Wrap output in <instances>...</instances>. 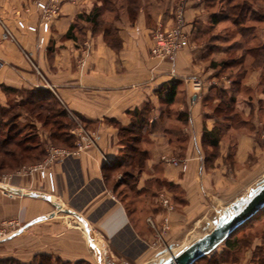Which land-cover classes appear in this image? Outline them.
Wrapping results in <instances>:
<instances>
[{
	"label": "crops",
	"instance_id": "obj_1",
	"mask_svg": "<svg viewBox=\"0 0 264 264\" xmlns=\"http://www.w3.org/2000/svg\"><path fill=\"white\" fill-rule=\"evenodd\" d=\"M93 4L94 0L63 4L39 45V12L32 0H0V20L14 38L3 39L0 24V108L7 107L11 92L5 88L25 93L44 90L98 132L94 149L47 165V177L40 178L36 171L13 175L4 187L14 192L0 189V224L13 220L25 226L0 242L2 258L13 257L22 264L39 256L68 263L159 264L160 258L175 254L211 229L228 204L245 196L264 177V123L258 120L264 116L263 106L254 105L264 100V93L252 90V99L247 86L249 96L239 98L237 104L244 114L242 122L227 128L236 137L233 159L222 150L212 167L203 165V128L220 126V120L205 110V100L214 98L211 93L216 87L208 81L213 74L209 65L204 66L205 56L209 50L214 53L217 44L191 42L174 62L151 58L150 28L169 25L172 6L171 0H151L143 3L133 19L120 16L113 23L120 40L114 48L103 40V32L94 35L90 22L77 18L88 14ZM202 10V5L189 0L184 18L192 38H200L205 31ZM18 20L23 28L17 26ZM72 23L73 37H66ZM259 32L262 44L264 26ZM252 74L248 84L253 87L258 72ZM192 78H198V83L193 84ZM170 86L176 95L167 105L162 97ZM134 111L147 117L138 143L147 155L139 169L122 157L120 138V128L134 122ZM179 113L189 116L188 135L177 120ZM177 131L182 139L188 137L183 155L186 170L160 160L162 154L174 153ZM113 163L133 171L135 179L122 180L120 169L109 170ZM117 172L121 176H115ZM124 186L134 194V204L129 206L116 194ZM162 196L173 204L172 211L165 210ZM165 214L164 246L154 245ZM222 243L207 255L215 254L218 264H257L252 254L261 245L260 237L253 238L242 254L234 249L220 256Z\"/></svg>",
	"mask_w": 264,
	"mask_h": 264
},
{
	"label": "rangeland",
	"instance_id": "obj_2",
	"mask_svg": "<svg viewBox=\"0 0 264 264\" xmlns=\"http://www.w3.org/2000/svg\"><path fill=\"white\" fill-rule=\"evenodd\" d=\"M97 1L99 4H97ZM150 1L151 0H106V1L94 0L92 9L89 11L88 14H80L82 17L80 19H83V16H87L91 14V12L94 11L93 9L94 7H98L99 11H98V15L95 18L96 20L94 22L90 21L92 33L94 35L95 34L98 35L99 33L103 32L102 30L104 26L112 27L113 23L117 21V19H119L120 16H125L129 19H133L137 10L143 6V3H149ZM191 1L193 2V4L202 5L203 7L201 13L204 12L205 14L204 20L206 21L203 22L204 25L202 26L203 29L205 30L203 31V36H201L200 38H192L191 36H188L182 47H180L178 50L174 52L172 59L162 57L164 56L163 55L164 53H162L159 57H157L151 53L154 29L160 23L155 24L152 28H150V32H149L150 41H151V45L149 47L150 57L158 61L174 62L177 55L184 48L191 45V42L198 44L204 42L205 44H207V46H211L210 45L211 43L217 44L214 45V47L212 48V51H214V53L208 49L209 51L205 56L204 66L206 68L207 67L206 65H209L210 72L211 74H213L208 81H210L212 85L216 86L211 93L214 96V98L210 97L205 100L206 101L205 110L209 112L207 114L216 115L214 113V108L218 104L219 95L217 94H219L218 92H220L221 90H224L225 97L234 96L235 102H234L233 112L236 113L237 115L235 119H231L229 116H227V118L224 117L223 112L221 114H217L216 116L220 118L219 124L222 127L228 124L231 125L240 124L242 122V118L244 117V114L242 110H240V108L237 106V104L239 98L244 99L245 97L249 96L248 92H245L247 87L251 88L252 99L255 98V94H253L252 90L256 92L258 91V93L259 91H262L264 93V54L262 55L252 50L253 46H258L261 43L260 41L261 39L259 37L260 36L259 31L264 26V0H244L246 1L245 3L247 9L245 10L247 18L244 24L246 26L250 25L255 27L254 33L253 35H251L252 36L251 39L250 36L242 37L237 33L239 27L232 25V22L230 21V19L232 18V14L231 12H228V6L230 4L231 5L238 3L241 4L243 0H191ZM171 5H172L170 8L171 22L167 26H163L161 24V26H163L164 28L169 27L172 24L173 16H174L173 14L175 10L178 8V6L182 7L183 15H184L186 8L189 5V0H171ZM130 7L135 8L136 10L135 13L134 10L131 9ZM212 13H215L217 17H220V21L216 24L214 23L212 24L210 21V16ZM227 17L228 19H224ZM38 20H39V15H38ZM248 30H251V28H249ZM47 33H41L40 35H38V38L39 36H43L45 39V35ZM79 38H83V37L79 36ZM103 40L106 43L108 41L107 38L104 37V34H103ZM218 51H220V53ZM222 63L223 64L228 63L229 65L227 67L225 66L222 67L220 65ZM0 65H1V60H0ZM254 72H258V80L257 83L252 87L250 84H248V80L253 75L252 73ZM253 77L254 75L251 78L253 79ZM191 81L193 82V84H197L198 78H192ZM25 97H26V93L20 91L9 92L7 94L8 108L7 107L6 108L8 112L0 116V140L3 139L7 134L9 135L11 134L10 136H13L12 135L13 130L16 128H21V133L18 136H16L15 139L23 140V144H32V145H36L37 147L34 150H32V152L28 151L25 155L24 160L20 162L11 161V159L14 158L13 151L14 150L18 151L19 149L14 145H9L7 147L6 150H8L7 152L9 153L7 154L9 155L3 156V154H0V159H5V162H3V166H0V189L2 190V192L7 191L4 189L6 188L4 186H9L8 185L9 182H12L13 180L12 177H14L12 176L11 179L7 182V180L5 179L6 175L17 174L18 172L24 173L28 168L44 163L45 160L48 158L51 149L65 148L71 150L74 148V142L76 140L75 135H73L72 137V146H66L62 144V142L58 141L57 139L55 140L50 136L52 130H56V132H63V130L65 129L58 127V124L54 125L53 124L54 120L63 119L70 124L69 127L66 128L65 132L76 129L78 131L91 133L94 136H96V139L98 137V132L95 129L89 128L75 112L68 109V107L64 102L56 101L55 104V102L49 101L48 103L50 104V107H52L51 110L52 109L54 111L64 110L66 112L64 118L56 117L55 119V117H51L50 115H47L46 117L47 112H43V111H41L43 112L41 113L43 116L36 118L37 111L34 110L33 112H31V110L28 108L29 105L26 104L20 106L22 105L20 103L23 104L25 103L24 102ZM255 103L256 106L258 104L260 106H263L262 112L264 115V100L262 101L258 100L254 102V105ZM68 112L70 114H68ZM44 120H47L46 124H44L45 122ZM258 120L263 124L264 116H261L260 118H258ZM180 121L181 123H183L181 127H183L185 134L186 135L190 134L189 116L187 115L184 120H180ZM12 126H14V129H12V131H9L8 128H11ZM177 126L179 127H176V129H179L180 125ZM214 127L217 128V126ZM204 129L205 128H203V130ZM220 131L221 133L219 137V142L216 148L211 147L208 141L204 140L203 135L201 137L200 143H201V150L203 153V163H204L203 165L204 167H206V169L212 167L213 160L221 155L222 150L226 152V158L233 159L234 157L235 142H236L235 135L229 134L228 129L227 130L224 129ZM176 136H177V143L176 146H173L174 153L173 154L164 153L160 156V160L164 163H167L165 162V160L161 159L162 156H166L168 158H171L172 161H175L176 165H178L182 170H186L187 164L183 158V155L185 153L188 137L184 136L183 139H181V137L178 134V131L176 132ZM40 137H44L46 141L45 142L42 141ZM262 138L264 140V132L262 134ZM95 147H91L86 151L94 149ZM81 153L83 152H80L79 154ZM116 175L121 176V173L118 174L117 172L115 173V176ZM116 194L117 196L120 197V199L125 200L126 205L129 206V204H134L133 202L134 194L129 191L128 187L125 186L121 187L120 189H118ZM165 218H167L168 220L167 214H165L162 217L161 226L158 227L159 233L161 232L162 234H164V232L168 230V221H167V229L166 228L164 229ZM75 221L77 222V220ZM209 230H207L206 232H208ZM236 234L239 237L247 238V240L250 241L248 244H245L242 247L237 248V251L240 254H242V252L249 247L253 238L260 237L261 246L256 247L253 250L252 256L255 258L257 256L264 257V218L261 221L254 223L253 226H249L239 230L238 233ZM34 262L35 260L32 258L31 261L27 264H35ZM51 263L56 264L53 259L52 261L49 260V264ZM0 264H22V262L18 261L13 257L10 258L0 257ZM200 264H207V262L203 261Z\"/></svg>",
	"mask_w": 264,
	"mask_h": 264
},
{
	"label": "trees",
	"instance_id": "obj_3",
	"mask_svg": "<svg viewBox=\"0 0 264 264\" xmlns=\"http://www.w3.org/2000/svg\"><path fill=\"white\" fill-rule=\"evenodd\" d=\"M106 1V0H105ZM246 1H242L241 4H233V5H229L228 6V12H231L232 14V18L230 19V21L232 22V25L239 27L238 28V34L242 37H246V36H251L254 33V26H246L244 24L247 15L245 10L246 9ZM131 9L134 10L135 13V8L130 7ZM129 8V10H130ZM94 11L91 12V14L87 15V16H83V18L86 21H91L94 22L96 19V16L98 15V11L99 8L98 7H94L93 8ZM78 19L82 18L81 15H78L77 17ZM223 19V18H222ZM224 19H228L224 18ZM257 20V19H256ZM210 21L213 24H216L220 21V17H217V15L215 13H212L210 16ZM75 26V23L71 24L68 32L66 33V37H73V28ZM249 28H251V30H248ZM103 34L104 37L107 38V43L109 45H111L114 48H118L119 44H120V40L118 38V36L116 35V31H114V29L110 26H104L103 28ZM255 52L259 53V54H264V43L253 47V49ZM251 52V50H250ZM216 65V64H215ZM222 67L225 66L227 67L229 64L228 63H222L220 64ZM217 66V65H216ZM6 92H14L16 90H12V89H8L5 88ZM219 97H218V104L215 106L214 108V113L217 114H221L223 112V116L227 118V116H229L231 119H235L236 118V113L233 112L234 110V102H235V98L234 96H229V97H225V92L224 90H221L220 92H218ZM175 95H176V91H175V87L174 86H170L167 88V90L165 91V93L163 94V101L165 104L169 105L171 103L174 102L175 100ZM49 101H53L56 104V99L52 96V94L50 92L44 91V90H32L30 92L26 93V97L24 99V104L20 103L23 105H29L28 108L31 110V112H33L34 110L37 111L36 114V118H39L41 116H43L41 113L43 112H47V115H50L51 117H62L64 118V116L66 115V112L64 110H60V111H54L53 109L51 110L52 107H50ZM52 106V104H51ZM43 111V112H41ZM53 111V112H51ZM8 110L7 108H0V116H2L3 114L7 113ZM134 114L136 116L134 122L132 121V123L125 128H120V135H121V142L123 145V158L125 160V158H129L131 160V163H133V166L136 167L137 169H139L145 159H146V152L143 151L142 149H140V147L138 146V143L142 140L143 138V134H142V128L144 127V124L147 122V117L144 113L139 112V111H134ZM215 115V116H216ZM186 114L184 113H179L177 114V120H184L186 118ZM219 120L220 118L218 116H216ZM43 118V117H42ZM45 119V117H44ZM44 124H46L47 120H44ZM235 121V120H234ZM237 122V121H236ZM53 124L56 125L58 124V127L60 128H65L63 130V132H56V130H52L50 133V136L53 139H57L58 141L62 142V144L66 145V146H72V137L68 132H65L66 128L69 127V123L66 122V120H54ZM231 124L228 125H224L222 126H218L217 128L214 127L211 130H203V138L204 140L208 141L209 145L211 147L216 148L219 142V137H220V130H224L226 129L228 126H230ZM233 125V124H232ZM9 131H12V129H14V126H12L11 128H8ZM21 133V128H16L13 130V136H10L9 134L5 135V137L3 139L0 140V154H3V156L7 155L8 150L7 147L9 145H14L15 147H18V151L14 150L13 151V159H11V161L13 162H20L23 161L25 158V155L28 151L32 152V150H34L37 146L36 145H32V144H23V140H16L15 137L18 136ZM180 139V138H179ZM182 139V138H181ZM37 156V155H36ZM0 166H3V162H5V159H0ZM4 160V161H3ZM7 161V160H6ZM118 169H120V171L122 172V180L126 179L127 180H132L135 179V175L133 171H128L125 170L124 168H119L117 163H113L112 166L109 167V170L112 171H119ZM111 175V174H110ZM109 177V175H108ZM264 218V208L261 209L256 215H254L252 218H250L249 220H247L240 228H238L234 233H232L228 238H226L222 245H223V251L220 253V256L224 254V252H227L229 250H234L237 248L242 247L245 244H248L250 241L247 240V238H241L239 237L236 233H238L239 230L244 229L246 227L249 226H253V224L255 222H259ZM234 234V235H233ZM252 239V238H251ZM261 246V245H260ZM259 246V247H260ZM219 256V258H220ZM253 260L257 263V264H264V257H260L257 256L256 258L253 257ZM52 259L54 260V262L56 264H88L85 262H78V263H68V262H64L58 258H51L49 256H39L38 258L34 259L35 260V264H49V260L52 261ZM203 261H206L207 264H218V259L216 257L215 254H212L210 257H208L207 255L204 256L202 259L196 261L194 264H200ZM53 264V263H51Z\"/></svg>",
	"mask_w": 264,
	"mask_h": 264
},
{
	"label": "built area",
	"instance_id": "obj_4",
	"mask_svg": "<svg viewBox=\"0 0 264 264\" xmlns=\"http://www.w3.org/2000/svg\"><path fill=\"white\" fill-rule=\"evenodd\" d=\"M77 0H32L33 5L39 12V28L42 33H47L50 28L51 22L56 19L60 13L63 4L72 3L75 4ZM181 4V3H180ZM173 22L169 27L164 28L161 26V23L154 29V34L152 38V46L151 53L157 57H159L162 53H164L162 57H166L168 59H172V56L176 50H178L187 37L189 36V31L186 30V22L184 20L183 10L181 6L175 10L173 14ZM0 24L3 27L2 37L4 39L14 40L10 31L2 24L0 20ZM17 26L20 28L24 27L22 21H17ZM44 42V37L39 36L38 44H42ZM29 58V57H28ZM214 84V83H213ZM68 114H70L68 112ZM71 134L75 135L74 148L71 150L65 148H56L51 149L49 152L48 158L44 163L39 164L37 166L28 168L24 173L18 172L13 175H25L26 173H30L32 171H36L40 178L47 177V169L46 166L54 163L66 155H78L80 152H84L91 147H95L96 145V136L91 133H87L84 131L71 130ZM166 156H162V160L165 162L176 165L175 161H172L171 158ZM104 161L109 164V161L104 158ZM13 175H6L5 179L7 182L11 179ZM161 203L164 206L167 212L173 210V205L169 202L167 198L161 197ZM148 223L153 227V223L150 218L147 219ZM167 218L164 219V229H167ZM25 228L24 225H20L13 220L4 221L0 224V242L6 239L10 234H15L22 231ZM156 241L154 245H160L164 243L162 238V233L156 230ZM164 246V245H163Z\"/></svg>",
	"mask_w": 264,
	"mask_h": 264
},
{
	"label": "water",
	"instance_id": "obj_5",
	"mask_svg": "<svg viewBox=\"0 0 264 264\" xmlns=\"http://www.w3.org/2000/svg\"><path fill=\"white\" fill-rule=\"evenodd\" d=\"M8 192L13 189L5 188ZM264 208V177L245 196L228 204L213 220L212 227L175 254L160 258L159 264H194L210 254L226 238L240 228L247 220Z\"/></svg>",
	"mask_w": 264,
	"mask_h": 264
}]
</instances>
